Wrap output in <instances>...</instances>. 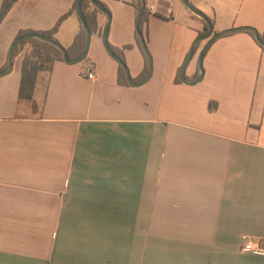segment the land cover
<instances>
[{
	"label": "crops",
	"instance_id": "crops-1",
	"mask_svg": "<svg viewBox=\"0 0 264 264\" xmlns=\"http://www.w3.org/2000/svg\"><path fill=\"white\" fill-rule=\"evenodd\" d=\"M75 1L14 0L0 21V71L20 31L51 30ZM99 1L108 43L132 46L126 66L143 81L137 0ZM190 2L214 34L264 33V0ZM146 7L154 71L142 86L119 82L102 12L84 62L40 73L37 112L19 97L23 54L0 76V264H264L241 251L244 235L264 237V49L248 32L224 35L204 56L202 81L177 83L206 22L182 0ZM80 28L73 14L55 37L69 48ZM87 64L96 79L82 77Z\"/></svg>",
	"mask_w": 264,
	"mask_h": 264
},
{
	"label": "trees",
	"instance_id": "trees-1",
	"mask_svg": "<svg viewBox=\"0 0 264 264\" xmlns=\"http://www.w3.org/2000/svg\"><path fill=\"white\" fill-rule=\"evenodd\" d=\"M80 0H76L70 9L68 13L63 15L56 25L51 29L47 31H35V30H22L18 33L15 39L27 35V34H32V33H40L43 35H46L50 38H52L54 41L59 42L58 39L55 37L57 32L59 31L62 23L71 15L77 14V8H78V3ZM99 1V0H98ZM10 0H6L3 9L9 4ZM107 10L110 12L109 8L99 1ZM137 13L139 14L140 10L143 7V2L142 0H137L135 3ZM2 9V10H3ZM82 9L85 15L86 22L92 32V34L98 33L102 35V29L99 26V21H98V15L101 12L98 10L95 6H93L91 0H83L82 3ZM148 16L149 12L147 7L145 8L141 22H140V29L142 33L144 34L145 32V23L148 22ZM79 17V16H78ZM80 19V18H79ZM213 23V20H212ZM81 28L79 33L76 35L72 45L69 48H65L68 51L69 58L71 60H75L78 57L81 56L83 53L86 42H87V33L85 31V28L80 20ZM147 32V31H146ZM208 32V25L206 23L205 30L200 33V36L205 35ZM250 35L254 37V39L257 41L255 35L253 32H248ZM148 36V35H147ZM261 38L264 41V33L260 34ZM145 37V36H144ZM146 39V38H145ZM138 45L140 49L142 50L145 58H146V66H145V71L140 80H144L148 74V69H149V63L147 60V57L145 55L143 45L141 43V40L139 36L137 37ZM147 42V39H146ZM258 42V41H257ZM60 43V42H59ZM259 44V43H258ZM110 45V44H109ZM260 45V44H259ZM263 49L264 47L260 45ZM112 50L122 59L124 64L126 65V61L124 58V51L123 49H130L132 46L128 45L123 47V49L116 48L112 45H110ZM23 54L22 62H21V83H20V89H19V97L22 100H28L31 102L32 109L37 112L38 105L34 101V94L36 91V86L38 82V78L40 73L42 72H51L53 69V65L57 60L64 61V56H63V51L57 47L56 45L45 42L43 40L34 38V39H27L22 41L14 51V57H13V63L15 62L16 58ZM8 65V63H7ZM6 65V67H7ZM5 67V68H6ZM181 70L180 69L178 76H177V83H181ZM119 82L124 83L128 85V80L125 74L124 67L122 65H119Z\"/></svg>",
	"mask_w": 264,
	"mask_h": 264
},
{
	"label": "water",
	"instance_id": "water-1",
	"mask_svg": "<svg viewBox=\"0 0 264 264\" xmlns=\"http://www.w3.org/2000/svg\"><path fill=\"white\" fill-rule=\"evenodd\" d=\"M91 1H92L93 6H95L102 13L106 14L107 17H108V19H109V23L107 24L106 28L103 31V44H104L105 49L107 50V52L110 54V56L117 63H119L120 65H122L124 67V70H125V74H126L128 83L131 86L137 87V86H142V85L146 84L151 79V77L153 75V71H154L153 57H152V54L149 51V48H148L146 39L144 37V34L142 33V31L140 29L141 18H142V15H143L144 10L146 8V0H142L143 7H142V9L140 10V12L138 14L137 22H136L137 34H138V36H139V38L141 40V43L143 45V49H144L145 55H146L147 60H148V63H149L148 74H147L146 78L143 81H141V82H136L132 78L128 67L124 64V62L122 61V59L112 50V48L110 47V45L108 43V29H109L110 18H111L110 13L108 12V10L98 0H91ZM182 1H183V3L186 5V7L189 10H191L194 14H196L197 16H199L202 19H204V21L208 25V32L205 35L200 36V37H198L196 39V41L194 42V44L192 46V49L190 51V54H189L186 62L184 63V65L182 67V70H181V80L184 83H188V84H198L199 82L202 81V79L204 77V74H205V70H204V67H203L204 56H205L206 52L208 51V49L210 48V46L217 39H219L220 37H222L224 35L234 34V33H239V32H253L254 35H255V37H256V39H257V41H258V43L264 47V41L261 38L260 33L254 27H250V26L236 27V28L226 29V30H224L222 32H219V33L214 34V25L212 23V20L203 11H201L195 5H193L190 2V0H182ZM13 3H14V0H10L9 4L1 11V13H0V21L7 14V12L10 10V8H11V6H12ZM82 3H83V0H80L79 3H78L77 13H78V16H79V18H80V20H81V22H82V24H83V26L85 28V31L87 33V42H86L85 49H84V51H83V53L81 54L80 57H78L75 60H71L69 58L68 51L65 49V47H63L59 42L54 41L52 38H50V37H48L46 35H43V34H40V33L27 34V35L21 36V37L15 39L13 41V43L11 45V48H10V51H9L8 65H7V67L5 69H3V70L0 71V76H5V75H8V74L11 73V71H12V69L14 67L13 57H14L15 48L22 41L27 40V39L37 38V39L43 40L45 42H49V43H52V44L56 45L57 47H59L63 51L64 61L66 63L70 64V65L84 62L87 59V56H88V52H89V48H90V43H91V39H92V35L93 34H92V32H91V30H90V28H89V26H88V24L86 22L85 15H84V12H83V9H82ZM206 39H209L210 41L208 42V44L206 45V47L203 49V51H202V53L200 55V60H199V64H200V75H199V77L196 80L189 81L188 78H187V76H186L187 68H188V66H189L192 58L195 55V52H196L198 43L200 41L206 40Z\"/></svg>",
	"mask_w": 264,
	"mask_h": 264
},
{
	"label": "built area",
	"instance_id": "built-area-1",
	"mask_svg": "<svg viewBox=\"0 0 264 264\" xmlns=\"http://www.w3.org/2000/svg\"><path fill=\"white\" fill-rule=\"evenodd\" d=\"M149 9L150 11L155 12L156 6H154L153 3H150ZM81 75L88 80L96 79L97 73L95 66L92 64L85 65ZM241 251L264 257V237L244 235L242 237Z\"/></svg>",
	"mask_w": 264,
	"mask_h": 264
}]
</instances>
